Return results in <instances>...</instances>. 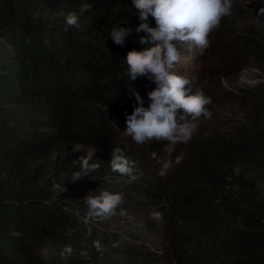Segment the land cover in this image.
<instances>
[{"label":"trees","instance_id":"trees-1","mask_svg":"<svg viewBox=\"0 0 264 264\" xmlns=\"http://www.w3.org/2000/svg\"><path fill=\"white\" fill-rule=\"evenodd\" d=\"M132 10V0H0V150L17 172L16 189L0 197V264H44L33 249L41 237L61 252L71 246L58 264H94L104 251H121L122 236L109 226L131 223L141 200L185 229V263L264 264V117L193 142L168 178L136 173L128 182L89 156L100 168L71 182L87 150L119 147L130 156L120 139L132 93L151 102L155 83L127 74V53L152 46L139 42L145 33L135 32ZM69 12L78 28L66 24ZM118 27L133 29L123 46L109 36ZM260 28L252 46L263 63L264 17ZM54 183L66 190L53 191ZM101 191L122 193L124 203L114 216L85 222V197Z\"/></svg>","mask_w":264,"mask_h":264},{"label":"rangeland","instance_id":"rangeland-1","mask_svg":"<svg viewBox=\"0 0 264 264\" xmlns=\"http://www.w3.org/2000/svg\"><path fill=\"white\" fill-rule=\"evenodd\" d=\"M261 8H264V0H233L231 14L225 16L219 28L210 34V46L202 54L195 49L189 51L186 44L177 45L182 58L173 71L189 78L193 91H203L212 98V104L208 106L212 117L206 119L201 116L196 121L186 117L187 121L197 125L187 142L151 140L138 145L124 131L120 140L122 144L130 145L132 151L128 157L136 161L138 175L151 181L168 178L193 142L213 132L230 133L240 124L251 125L264 117V87L261 88L264 86V62H259L252 46L262 41L260 26L264 14L260 13ZM131 12L130 17L140 25L142 21L134 6ZM147 23L150 27L157 26L151 16ZM150 103L144 106L148 107ZM174 151L179 153L173 154ZM86 153L107 161L110 169L112 152L90 149ZM29 167L32 168L33 164ZM16 173V168L8 163L0 150L1 198L7 199L8 193L16 189ZM70 174L67 172L62 176L68 178ZM109 179L114 180L112 176ZM135 207L131 223L116 222L109 226L122 236L118 240L121 251H104L94 264H187L184 261L186 254L182 251L185 229L176 224H165L162 217L153 218L156 213L154 207L144 200ZM145 217L151 224L145 223ZM33 249L44 264L60 262L62 252L57 240L41 237L34 241Z\"/></svg>","mask_w":264,"mask_h":264},{"label":"clouds","instance_id":"clouds-1","mask_svg":"<svg viewBox=\"0 0 264 264\" xmlns=\"http://www.w3.org/2000/svg\"><path fill=\"white\" fill-rule=\"evenodd\" d=\"M132 4L142 21L135 32L145 33L139 42L152 46L127 53V74L133 81L147 77L156 87L148 93L151 101L148 107L144 106L138 92L132 93L136 105L131 115L126 114L125 133L138 145L151 140L187 142L197 125L187 121L186 117L190 116L192 121L201 116L210 119L212 112L208 106L212 104V98L203 91H193L191 80L173 71L182 58L177 45L186 44L189 51L195 49L202 54L210 46V34L219 28L225 16L231 14L233 0H132ZM260 13L264 14V8ZM149 16L155 19L156 27L147 23ZM65 21L68 26L79 27L75 12H69ZM132 32L131 28L118 27L109 36L115 44L123 46ZM111 157L109 165L113 172L128 177V182L138 179L136 161L126 156L123 149L113 148ZM78 159L80 170L73 173L71 182L100 168L99 163L90 162L92 158L89 156L81 155ZM52 188L53 191L66 190L65 185L62 187L59 183H54ZM85 203L88 206L85 222L103 220L117 214V209L124 203V196L120 192L101 191L96 196L85 197ZM119 214L125 215V211L121 209ZM161 215L156 212L153 218L159 219ZM93 246L103 253L104 247L99 240L93 241ZM70 253L71 246L68 245L61 255Z\"/></svg>","mask_w":264,"mask_h":264}]
</instances>
